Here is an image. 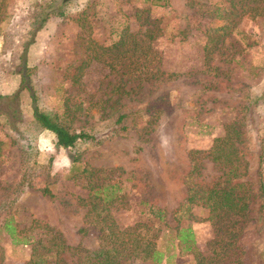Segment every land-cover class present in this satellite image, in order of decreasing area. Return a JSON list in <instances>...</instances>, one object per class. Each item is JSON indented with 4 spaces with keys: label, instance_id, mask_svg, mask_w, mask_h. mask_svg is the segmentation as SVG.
<instances>
[{
    "label": "rangeland",
    "instance_id": "obj_1",
    "mask_svg": "<svg viewBox=\"0 0 264 264\" xmlns=\"http://www.w3.org/2000/svg\"><path fill=\"white\" fill-rule=\"evenodd\" d=\"M148 28L155 29L152 40ZM122 36L126 44L120 51L108 49ZM24 66L35 102L29 90L21 89ZM16 93L19 100L12 105L21 117L14 119L0 104L5 142L0 205L18 197L0 207V264H27L32 254L31 244H15L4 227L10 214L19 230L30 233L37 219L68 244L97 250L111 219L122 229L143 222V231L154 233L160 227L155 214L163 209L159 264H197L194 251L176 237L178 224L190 225L196 249L212 256L213 212L201 200L188 204L187 198L191 187L204 193L223 173L209 152L227 133L239 149L240 170L247 169L242 180L252 190L241 259L264 264L259 198L264 184V0H0V95ZM161 97L152 123L137 119L134 125L133 114L119 125L127 124L126 129H116L118 111L143 109ZM35 105L60 113L94 139L70 149L58 146L54 132L32 123ZM73 157H78L74 171L89 165L103 171L101 183L118 184L115 201L100 202V209L107 208L101 216L97 211L89 215L91 207L80 204L90 186L84 176L72 178ZM25 160L33 187L14 192L11 185L20 179ZM195 164L199 167L193 171ZM46 186L55 197L42 192ZM40 232L35 228L33 235ZM61 257L66 264H79L70 252Z\"/></svg>",
    "mask_w": 264,
    "mask_h": 264
},
{
    "label": "trees",
    "instance_id": "obj_2",
    "mask_svg": "<svg viewBox=\"0 0 264 264\" xmlns=\"http://www.w3.org/2000/svg\"><path fill=\"white\" fill-rule=\"evenodd\" d=\"M146 35L150 40L154 39L156 36L155 29L148 28ZM125 44L126 38L122 36L120 40L114 42L108 49L114 48L120 51ZM23 56H26V50ZM20 72L23 78L21 89L29 90L35 102L36 96L30 84L27 68L24 66ZM19 96L20 93H16L12 96L0 95V104L7 106L9 115L14 119H18L16 117H21L22 115L19 107H13L12 105L19 100ZM161 101L162 97L159 101L148 103L143 109L139 107L128 111H118L113 124L116 125V129H126L127 124L120 127V123L128 122V118L134 114L135 117H133L132 120L134 125H138L137 119L143 120L149 125L160 113ZM153 110L154 112H151ZM145 113H149L148 120L144 117ZM70 115L69 113L66 114V116ZM32 123L40 130L48 129L54 132L57 138V145L66 149L75 147L76 144L83 139H94L95 137L86 129L77 130L74 128L71 122L66 120L65 116H62L60 113L45 112L37 105L34 106ZM235 131L241 133V130L239 131L236 127ZM233 142L229 133L224 137L215 139L214 145L210 149L209 156L215 162L222 164L223 173L219 176L214 185L205 190L204 193L199 192L200 190L196 188V186H194V188L191 187L190 195L187 198L188 204L197 203L201 200L204 205L211 208L213 212L210 219L217 225L214 254L212 256H207L196 249L194 246V231L190 225L187 227H180L178 224L174 227L177 231L176 237L186 245L185 248L194 251L197 264H245L241 259L243 250L241 235L244 221L251 211L252 190L250 188V182L242 180L247 169L245 168L244 171L240 170L239 149L237 146H234ZM4 144V140L0 139V159ZM226 144L233 145V149L225 148ZM77 161L78 157H73V166L71 170L74 175L72 178L84 176L90 186L89 197L86 199L80 198V204L89 205L91 207L89 215L93 214L91 211H97L96 214L101 216L103 210L107 208L101 207L100 209V202L102 200L107 201V203L114 202L116 190L119 188L118 184L101 183L100 176L98 175L103 171L89 165H85L81 170L74 171ZM23 165L25 167H23L20 179L11 185L14 192L21 191L23 187H33L29 178L28 161H23ZM198 167L199 165L195 164L193 171H196ZM76 168L77 167H75V169ZM259 190V198L262 199L261 209H264L263 183ZM42 192L50 197H55V194L48 186H46ZM101 193H104V197H102ZM198 195H201L202 198L199 199ZM17 200V196L13 197L4 201L0 207L3 208L4 205V207H7L10 204H14ZM164 212L163 209H158L155 214L158 220H160V227L156 228V232L154 233L151 228L143 231V227L147 226V224L143 222L122 229L111 219L110 222H112V224L107 226V230L103 228V237L105 241L97 250H89L82 245L72 246L68 244L59 231H56L48 224L41 223L37 219H34V226H31L30 233H28L29 230L25 228L19 230L17 223L13 224L15 221L14 214H10L5 218L4 227L15 244L32 245L31 258L27 264H66L63 257H61L65 252L77 255L79 264H128L132 262L131 260H152V264H159L164 253L158 246L157 239L159 237V232L162 230V221L165 220ZM103 220L106 221V219ZM88 221L90 222L89 219L87 222ZM239 223H242V225L238 226ZM35 228L41 229L37 237L33 235ZM81 231L86 232L87 228L84 227ZM53 255L54 260L50 259ZM1 260L2 256L0 255V261Z\"/></svg>",
    "mask_w": 264,
    "mask_h": 264
}]
</instances>
